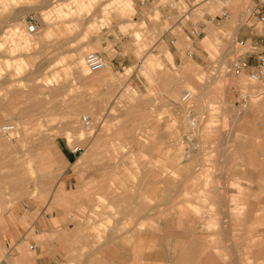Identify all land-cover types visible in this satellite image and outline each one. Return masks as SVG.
<instances>
[{
    "label": "rangeland",
    "instance_id": "obj_1",
    "mask_svg": "<svg viewBox=\"0 0 264 264\" xmlns=\"http://www.w3.org/2000/svg\"><path fill=\"white\" fill-rule=\"evenodd\" d=\"M120 1L0 0V127H14L0 133V223L16 213L31 223H21L0 257L14 250L13 264L33 261L32 242L54 264H264V82L249 80L253 71L264 75L254 54L264 30L244 11L255 0H180L191 19L179 27L154 7L159 0H130L125 13ZM241 12L248 20L236 31ZM194 23L202 27L196 40ZM210 28L214 50L202 41ZM232 48V66L226 58L218 69ZM89 53L106 65L87 75L102 77L95 83L72 62ZM150 58L162 69L146 66ZM186 84L195 102L187 109L182 92L169 91ZM106 183L113 200L102 194ZM190 208L200 216L196 238L185 234Z\"/></svg>",
    "mask_w": 264,
    "mask_h": 264
},
{
    "label": "bare ground",
    "instance_id": "obj_2",
    "mask_svg": "<svg viewBox=\"0 0 264 264\" xmlns=\"http://www.w3.org/2000/svg\"><path fill=\"white\" fill-rule=\"evenodd\" d=\"M49 2V1H48ZM120 3V5L117 7V9L119 10V12L120 13H125V12H129V10H133V8H132V4H131V1L130 0H124V1H120L119 2ZM133 3V2H132ZM222 3L223 4H226V3H228V0H222ZM44 4V3H43ZM45 4H46V2H45ZM45 4H44V6H45ZM116 4H118L117 3V1H116ZM244 6V5H243ZM246 8V7H245ZM244 11H245V9H244ZM246 13V12H245ZM247 14V13H246ZM246 14H244V13H239V15H238V19H237V23H236V25H235V30L237 31L238 30V28L246 21V20H248V18L246 17ZM44 19V18H43ZM47 19V18H46ZM47 21V20H46ZM48 22V21H47ZM134 23H135V21H134ZM209 29V28H208ZM208 31V34H207V36L205 37V38H203V43H204V48L205 49H210V47H211V49H213V47L212 46H214L215 44H216V42H217V39L218 38H216L217 37V35H216V33H214V31L210 28V30H207ZM235 31V32H236ZM18 32V30L16 31V33ZM216 32V31H215ZM24 39V38H23ZM27 40V39H26ZM25 41V40H24ZM29 42H31V41H29V40H27V43L29 44ZM24 43V42H23ZM26 43V42H25ZM37 43V42H36ZM233 39L232 40H230L229 41V45L230 46H232L233 45ZM19 47L20 46H18V49H19ZM14 48V50H15V47H13ZM227 48V47H226ZM230 49V48H229ZM214 50V49H213ZM28 51V50H27ZM209 51V50H208ZM27 54V53H26ZM212 54V53H211ZM232 54H234V51H233V48H232V50H228L227 52H225V53H223V55H222V57H221V59L218 61V69H220V68H222V60H225L226 58H227V61L229 62L228 63V66L229 67H231L232 66V62H231V59H230V56H232ZM27 55H29V54H27ZM81 57H82V55H81ZM166 57L168 58V59H170L171 58V55H170V53H168L167 52V54H166ZM154 59V58H153ZM153 59H148L146 62V66H148V67H154L155 69L157 68L158 70H161L162 68H161V64L158 62V60H153ZM22 62V61H21ZM20 62V63H21ZM24 62V61H23ZM72 62H76L75 64H76V70H77V72L78 73H81V75L82 76H86V80H87V82H89V83H95V82H98V81H101L102 80V77L101 76H95V77H88L87 75L88 74H90L89 72L87 73L86 71H84L83 69H84V61H82V59L81 58H78L76 61H72ZM71 62V63H72ZM25 63V62H24ZM70 63V64H71ZM84 63V64H83ZM74 64V63H73ZM75 64H74V66H75ZM16 66V65H15ZM24 66V65H23ZM106 66V65H105ZM17 69V68H16ZM21 69V68H20ZM18 70V69H17ZM103 70V69H102ZM102 70H100V71H98V72H95V73H101V71ZM109 71V70H108ZM219 71V70H218ZM229 72V71H228ZM199 74V73H198ZM215 75H217V74H215ZM212 76V75H211ZM218 76V75H217ZM216 77V76H215ZM214 78V77H213ZM171 83L173 82V80L172 81H170ZM185 89H180V90H176V88L175 87H172V88H170L169 89V91H170V93H172V94H174L175 92H178V91H180V92H182V94L184 95V93H185V91H189L191 94L193 93L192 91H193V89L191 88V86L190 85H188V84H186V86L184 87ZM242 97V96H241ZM246 97V96H245ZM244 98V97H243ZM248 98V97H247ZM254 98V97H253ZM242 99V98H241ZM195 100V99H194ZM247 100V99H246ZM248 101V100H247ZM180 102L182 103V97H181V99H180ZM191 103L192 104H194L195 105V102L193 101V102H191V99H190V101H188V102H186V104H185V107L184 108H186V107H188L189 108V106L191 105ZM258 103V102H257ZM245 104H246V101H245ZM254 104V103H253ZM256 104V103H255ZM244 105V104H243ZM247 106H248V104H246ZM251 105V104H250ZM191 107V106H190ZM245 107V106H244ZM251 107V106H250ZM136 108V107H135ZM183 108V109H184ZM187 109V108H186ZM185 110V109H184ZM241 110V109H240ZM243 110V109H242ZM134 111V110H133ZM68 112V111H67ZM66 115L67 116H70V114L69 113H66ZM242 117V116H241ZM236 118V117H235ZM238 118V117H237ZM74 118H71V119H68L67 121H66V124L67 125H69V127H73L72 125H73V123H74V120H73ZM223 120H225V119H223ZM235 120V119H234ZM237 120V119H236ZM226 121V120H225ZM225 124V123H224ZM110 127H112V126H110ZM114 127V126H113ZM91 128V124H90V126L89 127H85V129L86 130H89ZM115 129V128H114ZM117 129V128H116ZM91 130V129H90ZM110 130V129H109ZM135 130V129H134ZM130 131V130H129ZM133 131V130H132ZM91 132H92V130H91ZM77 134H79V133H76V135ZM130 134V133H129ZM132 135V134H131ZM137 135V134H136ZM64 136H65V138H66V140H67V143H70V141H71V137H70V131H66L65 132V134H64ZM85 136H86V134H85ZM139 136V135H138ZM174 137H176L177 138V136H175L174 135ZM83 138V137H82ZM86 138V137H85ZM93 139V138H92ZM170 139V138H169ZM178 139H180V138H178ZM181 140V139H180ZM97 141V140H96ZM173 141V140H172ZM179 141V140H178ZM100 142V141H99ZM184 142V141H183ZM185 142H187V141H185ZM189 142V141H188ZM181 143H182V140H181ZM181 143H180V145H181ZM103 144V143H102ZM176 144V143H175ZM96 145V144H95ZM190 145V144H189ZM192 146V145H191ZM190 146V147H191ZM93 147V146H92ZM111 147V146H110ZM182 147H184V146H182ZM94 148V147H93ZM180 148V147H179ZM195 148V147H194ZM90 150V149H89ZM192 150V149H191ZM195 150V149H194ZM90 151H92V149L90 150ZM196 151V150H195ZM198 151V150H197ZM98 152V151H97ZM177 152V151H176ZM181 152V151H180ZM187 152V151H186ZM192 152V151H191ZM190 152V153H191ZM92 153V152H91ZM90 153V154H91ZM112 153H114V152H112ZM194 153V152H193ZM107 154V153H106ZM109 154V153H108ZM107 154V155H108ZM178 154V153H177ZM185 154V153H184ZM197 154V153H196ZM88 156H89V154H88ZM109 156V155H108ZM105 157H106V155H105ZM105 157H104V159H105ZM112 158V157H111ZM90 159V158H89ZM106 159H107V157H106ZM105 159V160H106ZM109 159V158H108ZM99 160V159H98ZM112 160H113V158H112ZM93 161V160H92ZM106 163V162H105ZM113 163V162H112ZM101 164H104V163H101ZM100 164V165H101ZM111 164V163H110ZM108 165V164H107ZM96 166H97V164H96ZM95 166V167H96ZM103 166V165H102ZM109 166V165H108ZM105 167V166H104ZM113 167V166H112ZM100 168V167H99ZM108 168H110V167H107V169ZM103 169V168H102ZM101 169V170H102ZM113 169V168H112ZM104 172V171H103ZM30 173L32 174L33 172L32 171H30ZM106 173V172H105ZM104 173V174H105ZM110 173V172H109ZM106 178H108V177H106ZM134 178V177H133ZM196 179V178H195ZM205 179H206V177H205ZM124 180V179H123ZM137 180H138V177H137ZM137 180H134V181H136V182H139V181H137ZM224 180V179H223ZM107 181V180H106ZM132 181V180H131ZM193 181V180H192ZM206 181V180H205ZM109 182H110V180H109ZM210 182V181H209ZM202 182H201V180H200V184H201ZM214 183V182H213ZM212 183V184H213ZM218 183V182H217ZM121 184V183H120ZM196 184V183H195ZM203 184V183H202ZM216 184V183H215ZM206 185V184H205ZM237 185V184H236ZM112 186V185H111ZM110 186V184H104V185H100V189H101V191H102V194H104V196H106V197H109V199L108 200H113L114 199V192L116 191H114V188H112ZM122 186H124L123 184H122ZM204 186V185H203ZM210 186V185H209ZM214 186V185H213ZM97 187V186H96ZM119 187V186H118ZM121 187V186H120ZM219 187V186H218ZM237 187H239V185H237L236 186V188ZM195 188H196V185H195ZM199 188V187H198ZM198 188L195 190V189H192L191 188V193H192V196H194L195 194H197L199 191H198ZM118 189V188H117ZM219 189V188H218ZM202 190H204V188L202 189ZM208 190H209V187H208ZM223 190H225V189H223ZM244 189H242V191H243ZM98 192V191H97ZM202 192V191H201ZM200 192V193H201ZM203 192H205V191H203ZM225 192V191H224ZM224 192H222V193H224ZM229 192V191H228ZM227 192V193H228ZM226 193V194H227ZM230 193V192H229ZM100 194V193H99ZM118 194H120V192L118 193ZM221 194V193H220ZM225 194V195H226ZM239 194H242V193H239ZM245 194V193H244ZM121 196H122V193L120 194ZM124 195V194H123ZM189 195H190V193H189ZM198 196L200 195L199 193L197 194ZM196 195V196H197ZM97 196V195H96ZM117 196V195H116ZM195 196V197H196ZM207 196V195H206ZM240 196V195H239ZM189 197V196H188ZM194 197V198H195ZM202 197H203V194H202ZM209 197H210V194H209ZM221 197V196H220ZM235 196H233V198H230V199H228V197H225V196H223V203H225V204H227V203H230V202H233V201H237V200H235L236 198H234ZM100 198V197H99ZM102 198H104V197H102ZM119 198V197H118ZM123 198V197H122ZM198 199H199V197H197ZM196 198V200L198 201V204H199V200ZM210 198H214V196L213 197H210ZM243 198V197H242ZM105 199V198H104ZM191 199V198H190ZM215 199V198H214ZM92 200V199H91ZM101 200V199H100ZM107 199L106 200H103V201H108ZM189 200V199H188ZM211 201H212V199H210ZM93 201H94V199H93ZM131 201H132V199H131ZM201 201V200H200ZM203 201H205V200H203ZM207 201V200H206ZM204 202V203H207V202ZM108 202H110V201H108ZM221 202V203H222ZM238 202V201H237ZM169 204H171V203H173V205L176 207V208H178V210L179 209H182L183 207L181 206V205H179V203H178V201H176V200H171V201H169L168 202ZM222 203V204H223ZM254 203V202H253ZM125 204V203H124ZM187 206L185 207V208H188L189 209V206L190 205H188V203L186 202L185 203ZM200 204H201V202H200ZM209 204V203H208ZM212 204H213V201H212ZM235 204V203H234ZM111 205V204H110ZM119 205V204H118ZM125 205H127V204H125ZM131 205H133V204H131ZM89 206H90V204H89ZM139 206V205H138ZM160 206H162V205H160ZM191 206L193 207L194 205L193 204H191ZM197 206V205H196ZM212 206V205H211ZM230 206V205H229ZM108 207H109V205H108ZM200 207H202V206H200ZM226 207V206H225ZM228 207V206H227ZM226 207V208H227ZM250 207V206H249ZM252 207H254V206H252ZM124 208V207H123ZM142 208H144V207H142ZM154 208V207H153ZM184 208V209H185ZM210 208H212V207H210ZM209 208V209H210ZM219 208V207H218ZM229 208H231V207H229ZM236 208V207H235ZM90 209V208H89ZM92 209V208H91ZM96 208H94V210H95ZM213 209V208H212ZM237 209V208H236ZM97 210V209H96ZM128 210H130V209H128ZM133 210V209H132ZM138 210V209H137ZM154 210V209H153ZM152 210V211H153ZM177 210V209H176ZM190 210H192L191 212V214H190V216H189V218H188V220H189V224L191 223V224H193V226H192V228H191V230L190 229H186V232H185V234L187 235V236H190V237H192V238H196L197 236H196V232L197 231H200L199 230V227H198V225L200 224V223H198V220H199V218H200V216L198 215V213H197V211L196 210H193L192 208H190ZM200 210V209H199ZM224 210V209H223ZM131 211V210H130ZM148 211V210H147ZM210 211V210H209ZM222 211V210H221ZM204 212H205V210H204ZM212 212V211H211ZM215 212V211H214ZM218 212H220V211H218ZM232 212H233V210H232ZM238 212V211H237ZM251 212V211H250ZM199 213H200V211H199ZM209 213V212H208ZM217 213V212H216ZM227 213H229V211L228 212H226V214H225V217H227L226 215H229V214H227ZM234 213V212H233ZM136 214V213H135ZM210 214V213H209ZM214 214V213H213ZM220 214V213H219ZM222 214V213H221ZM235 214V213H234ZM93 215V214H92ZM131 215H132V213H131ZM144 215V214H143ZM206 215V214H205ZM215 215H218V214H215ZM99 216V215H98ZM214 216V215H213ZM93 217V216H92ZM95 217H97V216H95ZM140 217V216H139ZM141 217H142V215H141ZM243 217V216H242ZM94 218V217H93ZM92 218V219H93ZM108 218V217H107ZM142 218H144V217H142ZM219 218H222V216L221 217H219ZM224 218V217H223ZM236 218H238V217H236ZM96 219V218H95ZM138 219V218H137ZM214 219V218H213ZM215 219H216V216H215ZM218 219V218H217ZM226 219V218H225ZM204 220V219H203ZM237 220V219H236ZM159 222V221H158ZM197 224V225H196ZM189 226V225H188ZM187 226V227H188ZM92 231V230H91ZM93 233H94V231H93ZM96 234H97V232H96ZM104 234H105V232H104ZM230 234V233H229ZM145 235L146 236H149V234L148 233H145ZM75 236V235H74ZM112 236H114V233H110L109 235H107L106 234V239L107 238H111ZM226 236H227V234H226ZM230 236V235H229ZM228 236V238H230ZM88 237V236H87ZM90 237V236H89ZM98 237H101V235L100 236H98ZM253 237V236H252ZM258 237V236H257ZM256 237V238H257ZM102 238H103V236H102ZM114 238V237H113ZM146 238H148V237H146ZM74 239V238H73ZM96 239H98V238H95V241H97ZM100 239V238H99ZM212 239H213V237H212ZM88 240V239H87ZM92 240V239H91ZM108 241H110L109 239H108ZM229 241V240H228ZM257 241V240H256ZM216 242V241H215ZM226 242H227V240H226ZM128 243V242H127ZM218 243V242H217ZM213 244H214V242H213ZM216 244V243H215ZM227 244V243H226ZM232 244V243H231ZM221 245V244H220ZM219 245V246H220ZM230 245V244H229ZM218 246V247H219ZM222 246V245H221ZM233 247V246H232ZM231 247V248H232ZM128 248V247H127ZM216 248V247H215ZM235 248V247H234ZM130 249H132L131 247L130 248H128V250H130ZM228 249V248H227ZM236 249V248H235ZM228 252H230V251H228ZM232 252V251H231ZM234 253V251L231 253V254H233ZM102 254V253H101ZM230 254V255H231ZM236 254V253H235ZM236 256V255H235ZM233 257V256H232ZM236 258V257H235ZM230 261V260H229ZM236 263H238L237 261H236ZM229 264H231L230 262H229Z\"/></svg>",
    "mask_w": 264,
    "mask_h": 264
},
{
    "label": "built area",
    "instance_id": "obj_3",
    "mask_svg": "<svg viewBox=\"0 0 264 264\" xmlns=\"http://www.w3.org/2000/svg\"><path fill=\"white\" fill-rule=\"evenodd\" d=\"M141 5H145L144 1H141ZM154 7L160 11H162L166 17L172 18L175 20V23L178 24L177 27L181 26V23L183 20L189 21L191 19V15L188 9H185L183 5L180 3V0H169L163 5L160 3V0L157 1L154 5ZM245 11L247 13H250V15L255 17L256 23L261 26V28L264 30V0H255L253 6L245 8ZM222 18H226L227 14L224 12L221 15ZM28 31L33 32L34 27L32 24L28 25ZM184 31V29H183ZM202 34V27L201 25L194 23L191 26V30L189 33V37H191L193 40H196L200 37ZM241 47L245 46L244 41H240L238 43ZM257 45V44H256ZM257 51L255 54L256 61H257V68H264V43L261 46H256ZM85 67L89 73H95L100 70H102L105 67V61L103 57L99 53H89L85 56L84 59ZM247 66L245 64L235 63L233 64V69L235 70H241L246 68ZM249 80L252 83H259L264 82V75L262 72H251L249 74ZM192 98V94L189 91H185L184 95L182 96V102L186 103L190 101ZM81 122L84 125V127L90 126V120L88 117H82ZM14 130V127L12 125H3L0 127V133L2 135H9ZM72 153H76L79 151V147L75 146L71 149ZM37 233V231H35ZM29 250H34V246L30 245Z\"/></svg>",
    "mask_w": 264,
    "mask_h": 264
},
{
    "label": "crops",
    "instance_id": "obj_4",
    "mask_svg": "<svg viewBox=\"0 0 264 264\" xmlns=\"http://www.w3.org/2000/svg\"><path fill=\"white\" fill-rule=\"evenodd\" d=\"M13 216H14V219H11L12 221H9L7 219L6 223H0V253L2 250H8L11 248V243L16 238L18 230L21 226V223L24 222L27 224V226L31 225V223H28L27 221H24V219H21L22 217L18 216V213H16ZM33 225L37 227V229H40V227L41 228L44 227V225H42L40 221L34 222ZM23 240L24 239H22L20 242H23ZM20 242L19 244H21ZM33 244L34 243L32 242L30 243V245H33ZM33 246H34V251L37 252L38 255L33 261H26V264H54V262L52 261L53 259L51 255H49V253L46 250H43L40 246L36 247L35 244ZM11 253H15V251L13 250L11 251ZM10 254H8L6 257H0V264L15 263V260L19 258V256L16 255L15 257H11ZM16 264H20V263H16Z\"/></svg>",
    "mask_w": 264,
    "mask_h": 264
}]
</instances>
